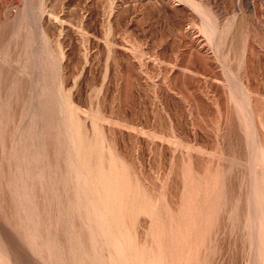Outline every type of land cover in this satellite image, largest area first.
<instances>
[{"label": "rangeland", "instance_id": "374dc122", "mask_svg": "<svg viewBox=\"0 0 264 264\" xmlns=\"http://www.w3.org/2000/svg\"><path fill=\"white\" fill-rule=\"evenodd\" d=\"M192 1L0 0V264H264V0Z\"/></svg>", "mask_w": 264, "mask_h": 264}, {"label": "bare ground", "instance_id": "6f19581e", "mask_svg": "<svg viewBox=\"0 0 264 264\" xmlns=\"http://www.w3.org/2000/svg\"><path fill=\"white\" fill-rule=\"evenodd\" d=\"M190 0H188V2H189ZM192 1V0H191ZM193 2V1H192ZM194 2L196 3V1L194 0ZM194 3V4H195ZM198 4V3H197ZM195 8L196 9H198L199 7H196L195 6ZM199 9H201V8H199ZM22 13V12H21ZM204 15V14H203ZM23 16H25V15H23ZM206 17V16H205ZM25 18V17H24ZM26 19V18H25ZM209 25H210V21H209ZM211 26V25H210ZM207 27V26H206ZM215 29V28H214ZM42 31V30H41ZM211 31H212V29H211ZM46 57V56H45ZM43 60V59H42ZM37 61V60H36ZM43 62V61H42ZM46 64V63H45ZM39 65V64H38ZM48 65V64H47ZM48 68V67H47ZM16 84H14V86H15ZM11 107V106H10ZM13 107H15V106H13ZM56 107V106H55ZM58 108V107H57ZM13 113V112H12ZM247 116V115H246ZM250 116V115H249ZM33 117V116H32ZM251 117V116H250ZM38 121V120H37ZM57 121V120H56ZM60 121V120H59ZM40 124V123H39ZM61 124V123H60ZM52 126V125H51ZM33 128H34V126H33ZM62 128H63V125H62ZM40 129V128H39ZM39 131V130H38ZM65 132V131H64ZM34 133V132H33ZM42 133V132H41ZM37 135V134H36ZM29 137V136H28ZM54 137V136H53ZM23 138V136L21 137V139ZM40 138V137H39ZM63 139V138H62ZM68 140V139H67ZM25 141V140H24ZM38 142V141H37ZM64 143V142H63ZM37 145V144H36ZM44 146V145H43ZM75 147V146H74ZM261 147V146H260ZM29 148V147H28ZM39 148V147H38ZM18 149V148H17ZM17 149H16V151H17ZM25 149V148H24ZM56 151V150H55ZM39 152V151H38ZM42 152V151H41ZM15 153V152H14ZM72 153V152H71ZM256 153V152H255ZM259 153H260V151H259ZM13 154V153H12ZM26 154V153H25ZM41 154V153H40ZM21 155V154H20ZM27 156V155H26ZM12 157V156H11ZM257 157V156H256ZM32 158H33V156H32ZM41 158V157H40ZM74 158V157H73ZM254 158V157H253ZM17 159L18 160H22V159H19L18 157H17ZM48 159V158H47ZM68 159V158H67ZM259 159V158H258ZM2 160V159H1ZM73 160V159H72ZM251 160V159H250ZM17 161V160H16ZM34 161V160H33ZM36 161V160H35ZM80 161V160H79ZM78 161V162H79ZM253 161V160H252ZM262 161V160H261ZM251 162V161H250ZM32 163V162H31ZM34 163V162H33ZM76 163V162H75ZM44 164V163H43ZM64 164V163H63ZM38 166V165H37ZM80 166V165H79ZM258 166V165H257ZM252 167V166H251ZM25 168V167H24ZM32 168V167H31ZM43 168V167H42ZM45 168H46V166H45ZM47 169V168H46ZM50 169V168H49ZM79 169V168H78ZM77 169V170H78ZM83 169V168H82ZM43 170V169H42ZM251 171H253V170H251ZM73 173H75L74 171H73ZM72 173V174H73ZM251 173V172H250ZM80 174V173H79ZM85 175V174H84ZM44 176V175H43ZM76 176V175H75ZM79 176V175H78ZM81 176V175H80ZM79 176V177H80ZM86 176V175H85ZM256 176H258V175H256ZM1 177V176H0ZM3 177V176H2ZM23 177V176H22ZM21 177V178H22ZM36 177V176H35ZM71 177V176H70ZM259 177V176H258ZM258 177H256L257 179H259ZM63 178V177H62ZM78 178V177H77ZM77 178H75V179H77ZM36 179V178H35ZM53 179V178H52ZM21 180V179H20ZM79 180H80V178H79ZM81 180H83V179H81ZM256 180V179H255ZM19 180H17V182H18ZM48 181V180H47ZM78 181V180H77ZM86 181V180H85ZM259 181H260V179H259ZM23 182V181H22ZM79 182V181H78ZM83 182V181H82ZM2 183V182H1ZM41 183V182H40ZM45 183V182H44ZM60 183V182H59ZM84 183V182H83ZM85 183H87V182H85ZM22 184V183H21ZM49 184H50V182H49ZM66 184V183H65ZM259 184H261V183H259L258 182V186H256L255 184H254V186H256V187H259ZM62 185V184H61ZM60 186V185H59ZM87 186V185H86ZM252 186V185H251ZM260 186H262V184L260 185ZM16 187H18V186H16ZM20 187V186H19ZM25 187V186H24ZM28 187V186H27ZM31 187V186H30ZM56 187H57V185H56ZM80 187V186H79ZM78 187V188H79ZM250 187V186H249ZM256 187H253V189L255 188L256 189ZM29 188V187H28ZM47 188V187H46ZM76 188V187H75ZM84 188V187H83ZM87 188V187H86ZM262 188V189H261ZM263 188H264V185H263V187H259V189H261V190H263ZM22 189V188H21ZM26 189V188H25ZM38 189V188H37ZM89 189V188H88ZM24 190V189H23ZM29 190H31V189H29ZM33 190V189H32ZM56 190V189H55ZM69 190H71V189H69ZM85 190V189H84ZM258 190V189H257ZM260 190V191H261ZM38 191L39 192H41L42 193V190L40 191V188L38 189ZM62 191V190H61ZM82 191V190H81ZM249 191H252L251 189L249 190ZM259 191V190H258ZM68 192V191H67ZM75 192H77V191H75ZM85 192H87V191H85ZM92 192V191H91ZM262 192V191H261ZM259 193V192H257L256 193V191L254 192L253 191V193L254 194H252L251 193V195H250V198H249V201H250V209H249V213L251 214V216L249 217L250 218V222H251V228L253 229V231H252V236H253V238H252V241L254 242V246H256V245H261V246H263V248H264V195L262 196V195H260V194H264L263 192L262 193ZM25 193V192H24ZM61 193V192H60ZM69 193V192H68ZM93 193V192H92ZM26 194V193H25ZM43 194V193H42ZM56 194V193H55ZM19 195H20V193H19ZM31 195V194H30ZM41 195V194H40ZM44 195H47V194H44ZM90 195H91V193H90ZM14 196V195H13ZM22 196H23V194H22ZM28 196H29V194H28ZM58 196V195H57ZM61 196V195H60ZM63 196V195H62ZM86 196V195H85ZM89 196V195H88ZM19 197V196H18ZM33 197H34V195H33ZM44 197V196H43ZM45 197H47V196H45ZM49 197V196H48ZM56 197V196H55ZM78 197V196H77ZM82 197H84V196H82ZM17 198V197H16ZM24 198V197H23ZM32 198V197H31ZM96 198V197H95ZM263 198V199H262ZM13 199V198H12ZM27 199H29V198H27ZM37 199V198H36ZM59 199V198H58ZM57 199V200H58ZM94 199V198H93ZM20 200V199H19ZM39 200V199H38ZM37 200V201H38ZM40 200H42V199H40ZM61 200V199H60ZM65 200H67V199H65ZM91 200V199H90ZM16 201V200H15ZM24 201V200H23ZM62 201V200H61ZM73 201V200H72ZM79 201V200H78ZM82 201H84V200H82ZM87 201V200H86ZM97 201V200H96ZM248 201V202H249ZM17 202V201H16ZM28 202V201H27ZM49 202H51V201H49ZM59 202V201H58ZM81 202V201H80ZM91 202V201H90ZM21 203V202H20ZM19 203V204H20ZM41 203H43V202H41ZM53 203V202H52ZM71 203V202H70ZM37 204H38V202H37ZM54 204V203H53ZM61 204V203H60ZM63 204V203H62ZM65 204H66V201H65ZM83 204V203H82ZM89 204V203H88ZM25 205V204H24ZM31 205L33 206V204L31 203ZM30 205V206H31ZM39 205V204H38ZM41 205V204H40ZM48 205H50V204H48ZM23 206V205H22ZM21 206V207H22ZM29 206V207H30ZM35 206V205H34ZM33 206V207H34ZM67 206H68V201H67ZM66 206V207H67ZM27 207V206H26ZM32 207V210H34V208ZM35 207H37V205L35 206ZM40 207H42V206H40ZM57 207V206H56ZM58 207H60L59 205H58ZM89 207H91V206H89ZM100 207V206H99ZM111 207V206H110ZM44 208V207H43ZM71 208H72V206H71ZM76 208V207H75ZM97 208V207H96ZM105 208V207H104ZM249 208V207H248ZM30 209V208H29ZM40 210H41V208H39ZM45 209V208H44ZM58 209V208H57ZM64 209V208H63ZM74 209V208H73ZM87 209V208H86ZM112 209V208H111ZM17 210V209H16ZM36 210V209H35ZM48 210H51L50 209V207H49V209ZM56 210V209H55ZM59 210V209H58ZM67 210H69V209H67ZM79 210V209H78ZM105 210H107V211H109L107 208L105 209ZM22 211H23V209H22ZM28 211V210H27ZM24 212V213H28V212ZM52 211V210H51ZM54 211V210H53ZM63 211V210H62ZM18 212V211H17ZM20 212V211H19ZM40 212V211H39ZM39 212H38V214H39ZM43 212V211H42ZM68 212V211H67ZM74 211H72V213H73ZM76 212V211H75ZM110 212V211H109ZM247 212H248V210H247ZM33 213V212H32ZM31 213V214H32ZM101 213V212H100ZM100 213H98V214H100ZM103 213V212H102ZM34 214V213H33ZM37 214V213H36ZM35 214V215H36ZM44 214V213H43ZM75 214V213H74ZM77 214V213H76ZM85 214V213H84ZM89 214H91V213H89ZM94 214V213H93ZM109 214V213H108ZM248 214V213H247ZM249 214V215H250ZM22 215V214H21ZM28 215H30V214H28ZM34 215V216H35ZM39 215H41V214H39ZM59 215V214H58ZM57 215V216H58ZM43 216V215H42ZM67 216V215H66ZM72 216V215H71ZM70 216V217H71ZM77 216L78 215H76V218H77ZM110 216V215H109ZM24 217H26V216H24ZM31 217V216H30ZM68 217V216H67ZM93 217V216H92ZM95 217H97V216H95ZM34 218V217H33ZM69 218V217H68ZM22 219V218H21ZM31 219V218H30ZM40 219H41V217H40ZM73 219V218H72ZM78 219H79V217H78ZM90 219H91V217H90ZM89 219V220H90ZM93 219H94V217H93ZM96 219V218H95ZM100 219V218H99ZM102 219V218H101ZM106 219H108V218H106ZM109 219H111V218H109ZM108 219V220H109ZM31 220H33V219H31ZM47 220V219H46ZM77 220V219H76ZM85 220V219H84ZM103 220V219H102ZM38 221V220H37ZM94 221V220H93ZM57 222V221H56ZM67 222V221H66ZM69 222V221H68ZM77 222V221H76ZM91 222V221H90ZM89 222V223H90ZM95 222V221H94ZM102 222V221H101ZM81 223V222H80ZM84 223H85V221H84ZM104 223V222H103ZM29 224V223H28ZM44 224V223H43ZM71 224V223H70ZM107 224V223H106ZM105 224V225H106ZM59 225V224H58ZM65 225H66V223H65ZM69 225V224H68ZM78 225H79V223H78ZM78 225H77V227H78ZM90 225V224H89ZM92 225V224H91ZM25 226V225H24ZM53 226V225H52ZM59 226H61V225H59ZM67 226V225H66ZM96 226H98V227H100L99 225H97L96 224ZM109 226V225H108ZM27 227V226H26ZM62 227V226H61ZM76 227V226H75ZM76 227V228H77ZM40 228V230H41V227H39ZM58 228V227H57ZM70 228H71V226H70ZM93 228V227H92ZM97 228V227H96ZM30 229V228H29ZM34 229V228H33ZM43 229H45V228H43ZM74 229V228H73ZM79 229V228H78ZM82 229V228H81ZM83 229H86V228H83ZM28 230V229H27ZM53 230L54 229H52V232H53ZM58 230V229H57ZM67 230V229H66ZM76 230V232L78 231L77 229H75ZM109 230H111V229H109ZM30 231V230H29ZM59 231V230H58ZM61 231V230H60ZM64 231H65V229H64ZM73 231V230H72ZM79 231H81L80 229H79ZM79 231H78V233H79ZM84 231V230H83ZM93 232L95 231V230H92ZM38 232V231H37ZM56 232V231H55ZM75 232V233H76ZM85 232H86V230H85ZM89 232V231H88ZM104 232V231H103ZM32 233V232H31ZM44 233V232H43ZM63 234H65V232H62ZM68 233V232H67ZM98 233V232H97ZM100 233V232H99ZM98 233V234H99ZM112 233V232H111ZM111 233H109V234H111ZM27 234H29V232L27 233ZM45 234H46V232H45ZM59 234V233H58ZM58 234H56V235H58ZM84 234H86V233H84ZM83 234V235H84ZM108 234V233H107ZM54 235V234H53ZM75 235V234H74ZM73 235V236H74ZM82 235V234H81ZM101 235V234H100ZM105 235H106V233H105ZM113 235H115V234H113ZM27 236V235H26ZM47 236V235H46ZM77 236H78V234H77ZM85 236V235H84ZM83 236V237H84ZM95 235L93 234V237H94ZM103 236V235H102ZM110 236V235H109ZM35 237V236H34ZM42 237V236H41ZM55 238H56V236H54ZM59 237V236H58ZM64 237H66V236H64ZM86 237V236H85ZM92 237V236H91ZM92 237V238H93ZM99 237V236H98ZM101 237V236H100ZM99 237V238H100ZM105 237H108V236H105ZM26 238V237H25ZM32 238V237H31ZM36 238H37V236H36ZM67 238V237H66ZM81 238H82V236H81ZM96 238V237H95ZM98 238V239H99ZM102 238V237H101ZM110 238V237H109ZM108 238V239H109ZM26 239H28V238H26ZM34 239V238H33ZM37 239H39V237L37 238ZM46 239H48L47 237H46ZM70 239V238H69ZM83 239V238H82ZM87 239V238H86ZM94 239V238H93ZM103 239H105V238H103ZM107 239V238H106ZM114 239V238H113ZM45 240V239H44ZM62 240H64V239H62ZM81 240V239H80ZM84 240V239H83ZM90 240V239H89ZM97 240V239H96ZM39 241V240H38ZM59 241H60V238H59ZM65 241H67V240H65ZM70 241V240H69ZM101 241V240H100ZM111 241V240H110ZM115 241V240H114ZM36 242V241H35ZM41 242V241H40ZM47 242H48V240H47ZM74 242V241H73ZM81 242V241H80ZM85 242V241H84ZM88 243H89V241H87ZM95 242V241H94ZM97 242L99 243V241L97 240ZM96 242V243H97ZM107 242V240L104 242V243H106ZM108 242H109V240H108ZM116 242V241H115ZM33 243V242H32ZM36 243H38V242H36ZM69 243V242H68ZM75 243V242H74ZM111 243V242H110ZM110 243H108V244H110ZM118 243V242H117ZM48 244V243H47ZM55 244V243H54ZM62 244V243H61ZM64 244V243H63ZM67 244V243H66ZM77 244V243H76ZM101 244H102V242H101ZM100 244V247L103 245H101ZM15 245V244H14ZM42 245H44V244H42ZM41 245V246H42ZM69 245H70V243H69ZM96 245V244H95ZM40 246V245H39ZM40 246V247H41ZM45 246V245H44ZM48 246V245H47ZM60 246V245H59ZM66 246V245H65ZM71 246H72V243H71ZM71 246H70V248H71ZM84 246H85V243H84ZM84 246H83V248H84ZM94 246V245H93ZM99 246V245H98ZM105 246V245H104ZM107 246V245H106ZM109 246H111V244L109 245ZM115 246V245H114ZM258 246H256V247H258ZM43 247V246H42ZM64 247V246H63ZM78 247V246H77ZM55 248H57V247H55ZM60 248V247H59ZM72 248H74V247H72ZM91 247L89 246V249H90ZM95 248V247H94ZM103 248V247H102ZM102 248H101V250H102ZM117 248V247H116ZM119 248H120V246H119ZM38 249V248H37ZM68 249V248H67ZM85 249H88L87 247L85 248ZM88 249V250H89ZM99 249L100 248H98V251H99ZM41 250H42V248H41ZM48 250V249H47ZM46 250V252L48 253V251ZM54 250H56V249H54ZM58 250V249H57ZM73 250V249H72ZM77 250V249H76ZM94 250V249H93ZM104 250H106V249H104ZM117 250V249H116ZM255 250V249H254ZM49 251H51L50 249H49ZM70 251H71V249H70ZM69 251V252H70ZM95 251V250H94ZM110 251V250H109ZM117 251H119V250H117ZM33 252V251H32ZM53 251H51V253H52ZM80 252H82V251H80ZM79 252V253H80ZM97 251H95V253H96ZM43 253H45V252H43ZM108 253V252H107ZM111 253H113V251H111ZM124 253V252H123ZM253 253V252H252ZM46 254V253H45ZM62 254V253H61ZM72 254V253H71ZM77 254H78V252H77ZM99 255H100V253H98ZM114 255H115V253H113ZM127 254V253H126ZM51 255V254H50ZM53 255V254H52ZM55 255V254H54ZM63 255V254H62ZM67 255V254H66ZM65 255V256H66ZM80 255V254H79ZM78 255V256H79ZM81 255H83V254H81ZM87 255V254H86ZM96 255H97V253H96ZM103 255V254H102ZM254 255V254H253ZM252 255V256H253ZM65 256H63V257H65ZM94 257H95V254L93 255ZM113 256V255H112ZM50 257V256H49ZM83 257V256H82ZM88 257V256H87ZM101 257V256H100ZM109 257V256H108ZM111 257V256H110ZM117 257H118V255H117ZM120 258H121V256H119ZM52 258H53V256H52ZM68 258V257H67ZM74 258V257H73ZM259 258V257H258ZM263 258V257H262ZM61 259V258H60ZM79 259V258H78ZM100 259V258H99ZM109 259V258H108ZM111 259H114V258H111ZM111 259H109V261L111 260ZM115 259H117V258H115ZM114 259V260H115ZM124 259H126V258H124ZM128 259H129V257H128ZM51 260V259H50ZM54 260V259H53ZM63 260V259H62ZM68 260H70L69 258H68ZM75 260V259H74ZM76 260H77V258H76ZM87 260V259H86ZM132 260V259H131ZM263 260V259H262ZM49 261V260H48ZM57 261H59V260H57ZM82 262L84 261V260H81ZM88 261V260H87ZM87 261H85V263L87 262ZM90 261V260H89ZM104 261V260H103ZM112 261V260H111ZM127 261V260H126ZM133 261V260H132ZM78 262V261H77ZM99 262V261H98ZM113 262V261H112ZM125 262V261H124ZM123 262V263H124ZM129 261H127V263H128ZM264 262V261H263ZM53 263V262H52ZM60 264H61V261L59 262ZM65 263V262H64ZM90 263V262H89ZM93 263V262H92ZM133 263V262H132ZM256 263H257V261H256ZM53 264H55V263H53ZM88 264V263H87ZM91 264V263H90ZM97 264V263H96ZM100 264V263H99ZM125 264V263H124ZM129 264V263H128Z\"/></svg>", "mask_w": 264, "mask_h": 264}]
</instances>
